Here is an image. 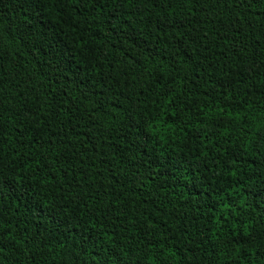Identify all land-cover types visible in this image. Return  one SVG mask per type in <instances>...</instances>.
I'll return each instance as SVG.
<instances>
[{
  "label": "trees",
  "instance_id": "16d2710c",
  "mask_svg": "<svg viewBox=\"0 0 264 264\" xmlns=\"http://www.w3.org/2000/svg\"><path fill=\"white\" fill-rule=\"evenodd\" d=\"M0 264H264V0H0Z\"/></svg>",
  "mask_w": 264,
  "mask_h": 264
}]
</instances>
